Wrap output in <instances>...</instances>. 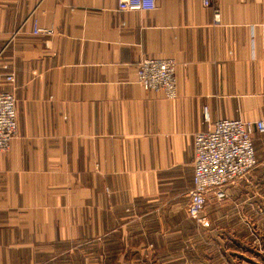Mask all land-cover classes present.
<instances>
[{"label":"crops","instance_id":"crops-1","mask_svg":"<svg viewBox=\"0 0 264 264\" xmlns=\"http://www.w3.org/2000/svg\"><path fill=\"white\" fill-rule=\"evenodd\" d=\"M145 58L176 61L175 99L137 83ZM11 72L0 264H264V133L253 171L208 199L210 226L187 213L195 134L264 118V0H0Z\"/></svg>","mask_w":264,"mask_h":264},{"label":"built area","instance_id":"built-area-1","mask_svg":"<svg viewBox=\"0 0 264 264\" xmlns=\"http://www.w3.org/2000/svg\"><path fill=\"white\" fill-rule=\"evenodd\" d=\"M160 0H117V11L152 12ZM204 7H211L214 0H202ZM217 23L221 20L215 12ZM33 33L50 34L37 27ZM14 74H0L3 83L13 84ZM137 83L148 91H162L167 98L178 96L177 63L173 59L145 58L137 67ZM16 99L13 92H0V152L6 151L11 139L17 133ZM207 119L209 114L207 113ZM264 133V118L247 121L242 119H221L214 128L197 132L194 136V183L189 190L187 213L203 226H210L205 216L208 199L227 198L226 187L245 179L258 165L253 135Z\"/></svg>","mask_w":264,"mask_h":264}]
</instances>
